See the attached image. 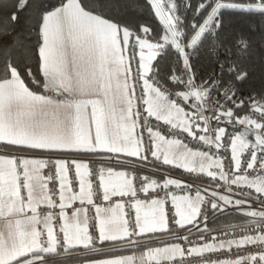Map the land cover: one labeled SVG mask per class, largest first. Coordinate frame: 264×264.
<instances>
[{
	"label": "snow or ice",
	"instance_id": "6c2138e0",
	"mask_svg": "<svg viewBox=\"0 0 264 264\" xmlns=\"http://www.w3.org/2000/svg\"><path fill=\"white\" fill-rule=\"evenodd\" d=\"M146 2L163 25L154 41L122 19L120 0H14L0 18L17 53L0 63V264H264V90L237 95L251 40L222 36L226 15L264 22V0ZM32 7L34 54L16 39ZM201 54L215 65L203 77L192 63ZM158 57L173 58L164 80ZM28 78L54 95L30 90ZM104 154L122 166L151 157L190 182L92 166ZM201 176L214 186H198ZM224 212L241 222L221 238L207 220ZM163 233L175 240L138 260L82 255L144 248Z\"/></svg>",
	"mask_w": 264,
	"mask_h": 264
},
{
	"label": "trees",
	"instance_id": "16d2710c",
	"mask_svg": "<svg viewBox=\"0 0 264 264\" xmlns=\"http://www.w3.org/2000/svg\"><path fill=\"white\" fill-rule=\"evenodd\" d=\"M181 0H178L180 3ZM14 0H0V18L9 15L15 9L11 6ZM35 3H40L41 0H34ZM47 3L48 0H43ZM91 2V0H90ZM193 6H195L197 0H191ZM120 16L122 19L130 25L144 26L151 29V33L156 37H159L163 34V25L161 24L158 17L154 15L152 7L146 0H120ZM37 14V8H29L28 11L20 13V19L16 25V39L18 44H23L24 48L29 52L34 54L39 41L34 30L35 18ZM192 14L188 12L187 20H191ZM251 29V31H250ZM241 32L248 35L251 40V48L248 53L238 57L239 62L242 67H244L248 73V79L238 85L239 88L246 91H253L256 94L261 90H264V22L259 21L258 19H245L238 15H226L224 21V29L222 36L232 37L234 35L240 34ZM12 38L10 37H0V63L3 62V59L8 54L16 55L15 49H9L8 45L10 44ZM212 47H207L204 49L207 53H213ZM223 59V57H221ZM29 63L33 65V71H37L35 60H30ZM194 68L199 71L201 74H206L211 71L215 65L210 63L207 57L204 54H201L198 58L192 60ZM173 64V58H165L156 60L153 62L154 67L159 69V78L164 80L169 74L170 66ZM43 79V77H40ZM26 85L37 92H46L43 87H40L33 83L30 78L26 79ZM171 87V85H169ZM64 155H76V154H64ZM107 154L94 157V165L97 166H106L112 168H138V173L141 176H150L153 179H159L161 176H164L163 171L169 172L165 167L160 169L151 167L144 162H140L141 165L133 164L129 165L125 163L123 166L117 161L110 162L107 159H100L101 157H106ZM133 161H137L136 158H132ZM93 166V165H92ZM169 173H178L179 175L185 177L187 173L182 172L181 174L177 169H171ZM241 221L237 217L235 212H224V213H215L210 214L207 220V226L209 230H219L228 226H234L239 224ZM170 240L166 239H156V240H147L144 241V248L139 246H130V245H117V246H106L105 252L99 254L87 253L85 250L82 255H95L102 256L107 254L114 253H126L131 251H142L145 248L160 244ZM174 241V239H171Z\"/></svg>",
	"mask_w": 264,
	"mask_h": 264
},
{
	"label": "built area",
	"instance_id": "2783aa9c",
	"mask_svg": "<svg viewBox=\"0 0 264 264\" xmlns=\"http://www.w3.org/2000/svg\"><path fill=\"white\" fill-rule=\"evenodd\" d=\"M197 2H198V0H197ZM197 2H196V3H197ZM180 3H181V5H182L183 0H181ZM160 22H161V21H160ZM150 38L154 41L155 39H158L159 37H156L155 35H153L152 33H150ZM138 51H139V50L137 49V52H138ZM214 51H215V48L213 49V52H214ZM160 59H161V58H159V57L157 58V60H160ZM211 71H212V70H211ZM211 71H209V72H211ZM197 72L199 73V76H201V77L206 76V75L209 73V72H207L206 74H201L199 71H197ZM237 95L240 96V97H242V98H244V99H247V97H248L249 95H253V96H255L256 93L253 92V91H246V90H243V89H241V88L238 87ZM221 151H223V150H221ZM228 155L230 156V150H229ZM45 158H46V156H45ZM112 161H113V160H112ZM144 163H146L147 165H150L151 167H153V160H152L151 157H149V159H148L147 161H144ZM163 167H165L166 169H168L169 166H163ZM134 174H138V175H140L138 172H137V173H134ZM140 176H141V175H140ZM188 176H189V174L187 173V175H186L185 177H182L183 182H190V181L188 180ZM199 180H202V181H203V180L210 181V179L207 178L206 176H201L200 179H198V180H196V181H199ZM220 183L223 184V181H221ZM196 184H197L198 186L202 187L199 183L196 182ZM210 184H212V186H214V184H213L212 182H210ZM202 188H203V187H202ZM172 191H173L176 195H179L180 193H182L180 189H175V188H173ZM216 191L219 192L220 189H216ZM139 197H140L141 199H144V198H145L143 193H140V194H139ZM208 198H210V192H209V194H208ZM119 200H120L119 197H114V198H113V201H114V202H115V201H119ZM122 202L125 203V212L129 211L130 209H129L128 206H127L128 203H129V198H128V197H124ZM101 206H107V202H101ZM112 206H114V203H113ZM168 207H171V204H169ZM132 211H134V210H132ZM232 228H233V226H228V227H225V228H221V229H219V230H209V231L211 232L212 235H216V236H218V237L223 238L224 235H225V233H231V232H232ZM193 231H195V229H193ZM205 235H208V233H205ZM168 238H170V239H174V240H175V237H174V236H170V235H168ZM221 258L223 259L224 257L222 256Z\"/></svg>",
	"mask_w": 264,
	"mask_h": 264
},
{
	"label": "crops",
	"instance_id": "0c3cea01",
	"mask_svg": "<svg viewBox=\"0 0 264 264\" xmlns=\"http://www.w3.org/2000/svg\"><path fill=\"white\" fill-rule=\"evenodd\" d=\"M145 54L147 55V50H146ZM30 90H32V89H30ZM32 91H34V90H32ZM34 92H36L37 94H52V95H54V93H49L48 90H46V92H37V91H34ZM57 155H64V154L58 153ZM106 157H108V154H107ZM102 158L104 159L105 157H101L100 159H102ZM120 159H121V161H127V164H129V165H133V164L141 165L140 162L133 161L132 158L121 157ZM93 166L96 167L97 169L106 168V166H97V165H93ZM114 170H116V171L123 170V171L131 172L132 168H126V167H124V168H114ZM177 170H178V172L180 174L182 172H184L182 169H177ZM163 172H164V176L165 177H169V178H177V177H181L182 178L183 177V176L179 175L178 173H169L167 171H163ZM184 173H186V172H184ZM196 182L199 183L202 187H207L209 189H211L213 187L212 184H210V181H207V180H203V181L199 180V181H196ZM161 183H162V181H161ZM181 194H184V193H180L179 195H181ZM166 238L168 239V234L167 233H163V234H160L159 236H157L156 239H166ZM156 239H154V240H156ZM147 240H148L147 238H144L143 242L147 241ZM168 241H173V240L170 239ZM168 241H166V242H168ZM164 244H165V242L160 243V244H155V245H152V246H149V247H159V246H163ZM119 245H123V243H121ZM146 250H147V248H145L142 251H146ZM142 251H136V252L131 251V252H126V253H114V254H107V255H102V256H97V257L98 258H102V259H104V258L134 257V258H136L138 260V258L140 257Z\"/></svg>",
	"mask_w": 264,
	"mask_h": 264
},
{
	"label": "rangeland",
	"instance_id": "374dc122",
	"mask_svg": "<svg viewBox=\"0 0 264 264\" xmlns=\"http://www.w3.org/2000/svg\"><path fill=\"white\" fill-rule=\"evenodd\" d=\"M250 139H254V137H250ZM104 159L109 160L110 162L116 161L115 159H109L108 157H105ZM113 160V161H112Z\"/></svg>",
	"mask_w": 264,
	"mask_h": 264
}]
</instances>
